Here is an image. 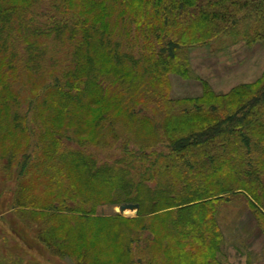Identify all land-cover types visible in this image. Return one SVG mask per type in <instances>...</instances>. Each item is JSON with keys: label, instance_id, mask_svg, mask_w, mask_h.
Returning a JSON list of instances; mask_svg holds the SVG:
<instances>
[{"label": "trees", "instance_id": "1", "mask_svg": "<svg viewBox=\"0 0 264 264\" xmlns=\"http://www.w3.org/2000/svg\"><path fill=\"white\" fill-rule=\"evenodd\" d=\"M41 1L0 0V115L14 97H36L65 116L97 104V126L111 133L105 135L110 144L119 139L120 155L111 162L97 160L96 166L78 152L68 160L69 174L84 187L97 183V204L137 203V220H155L160 236L152 233L147 241L155 243L157 257L167 256L162 264L175 258L221 264L216 214L231 196L245 197L264 233V71L253 82L216 93L194 72L189 57L192 46L239 33L243 10L242 25L251 32L240 39L264 45V0H52L54 12L40 21ZM64 46L74 51L63 56L54 51ZM171 74L200 80L201 95L172 97ZM148 102L160 103L162 133L156 120L134 111ZM120 118L129 125L121 135L114 130L126 125ZM17 128L26 129L7 121L2 126L8 136ZM163 142L166 151L156 147ZM54 170L58 175L49 187L57 195L70 178ZM111 190H121L120 197L111 198ZM15 200L1 193L0 213ZM50 207L49 219L56 216ZM106 223L108 232L97 229L96 247L81 246L84 256L128 264V252L124 260L103 258L107 243L122 238L111 232L114 222ZM68 235L64 231L61 244L72 245Z\"/></svg>", "mask_w": 264, "mask_h": 264}, {"label": "rangeland", "instance_id": "2", "mask_svg": "<svg viewBox=\"0 0 264 264\" xmlns=\"http://www.w3.org/2000/svg\"><path fill=\"white\" fill-rule=\"evenodd\" d=\"M51 3L52 0H42L36 8L40 21L54 12ZM244 15L245 10L238 14L241 21L238 24L239 33L221 34L209 43L190 47V59H195L196 68L205 74L207 72L210 81L234 77L236 72L240 74V70L257 55L264 61L261 41L248 45L240 39L242 33L251 32L242 25ZM131 49L136 52L137 47ZM54 51H59L63 56L74 50L64 46ZM47 52H51V49ZM148 98L152 99L150 96ZM6 103L9 110L0 115V130L5 121L26 129L20 132L17 128L16 133L10 136L0 131V194L15 195L16 199L12 208L0 213V264H104L97 256L86 258L81 246L96 247L97 229L108 232L106 222L111 221L115 224L111 232L116 231L122 238L119 243H107L103 256L107 262L124 260L126 254L123 252H128V264H162L167 256L161 253L162 258L157 257L155 243L147 241L153 234L160 236L154 228L155 220L149 217L137 220V210L117 211L115 208L122 203L97 204V183L87 181L85 184L88 186L84 187L81 184L83 180L80 182L77 176L69 174L68 160L78 152L92 158L96 166L97 160L111 162L120 155L119 139L114 145L110 144L105 135L111 133H105L104 128L97 126V104L84 107L82 113L65 116L57 115L55 108L47 109L42 100L36 97L8 98ZM74 106L71 105L72 108ZM160 108L158 102L139 103L134 111L139 110V113L156 120L157 132L162 133L158 126L162 114ZM120 120L126 125L114 127L115 134L119 135L129 128L123 118ZM156 147L160 151L168 149L164 142ZM54 168L65 171L70 178L65 181V191L57 195H52L49 187L50 181L58 175ZM109 194L113 199L119 198L121 190H111ZM51 205H54L56 216L49 219L47 216L52 211ZM113 216L119 217L117 221L109 220ZM127 218L136 221L124 224ZM216 219L223 235L216 252L219 263L226 264L222 257L230 249L237 256L246 252L248 260L254 259L259 261L258 264H264V233L244 196H231L221 201ZM91 226L96 228V233L89 235L87 231ZM13 227L17 229L13 230L17 235L11 230ZM64 231L69 234L70 246L61 244ZM171 250L176 254L181 251L179 248ZM168 255L171 257L173 253L169 252ZM175 259L173 264H198L194 259Z\"/></svg>", "mask_w": 264, "mask_h": 264}, {"label": "crops", "instance_id": "3", "mask_svg": "<svg viewBox=\"0 0 264 264\" xmlns=\"http://www.w3.org/2000/svg\"><path fill=\"white\" fill-rule=\"evenodd\" d=\"M192 59L193 57L190 59V62L194 72L201 79L206 80L216 93H226L237 84L253 82L257 80L264 71V61L260 55H257V58L253 59L251 63H248L247 66L243 67V70H240V74L237 72L235 74L232 73V75L234 74L236 76L215 82L210 81L207 77V72L205 74V72L196 68L195 59ZM169 78L171 81V93L175 98L197 97L202 93V83L200 80L192 78L184 79L177 74H171ZM244 253L245 254L239 253V256H237L229 249V252L226 256L222 257V260L226 264H258L259 261H255L254 259L248 260V255L246 252Z\"/></svg>", "mask_w": 264, "mask_h": 264}, {"label": "water", "instance_id": "4", "mask_svg": "<svg viewBox=\"0 0 264 264\" xmlns=\"http://www.w3.org/2000/svg\"><path fill=\"white\" fill-rule=\"evenodd\" d=\"M138 208L137 203H131V202H125L119 205V207H116L115 209L120 212H124L125 209H132L133 211H136Z\"/></svg>", "mask_w": 264, "mask_h": 264}, {"label": "bare ground", "instance_id": "5", "mask_svg": "<svg viewBox=\"0 0 264 264\" xmlns=\"http://www.w3.org/2000/svg\"><path fill=\"white\" fill-rule=\"evenodd\" d=\"M127 211H132V212H133L132 209H125V210H124V212H127Z\"/></svg>", "mask_w": 264, "mask_h": 264}]
</instances>
